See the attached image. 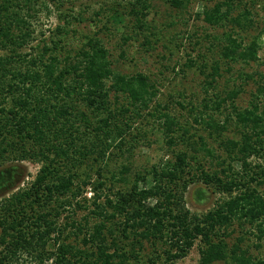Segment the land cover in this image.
Instances as JSON below:
<instances>
[{"label": "trees", "instance_id": "1", "mask_svg": "<svg viewBox=\"0 0 264 264\" xmlns=\"http://www.w3.org/2000/svg\"><path fill=\"white\" fill-rule=\"evenodd\" d=\"M40 1L49 10L58 0H0V51H5L0 53V264H175L197 241L198 264H264V256L255 257L243 246L247 236L254 237L259 248L264 240V160L252 161L264 158V81L258 82L250 105L240 109L235 106L239 90L225 95L215 91L219 63L205 73L203 110L195 120L205 123L222 155L207 137L191 134L176 116L161 111L160 104L151 110L158 91L147 74L114 69L104 37L111 28L108 23L130 26L136 39L143 35L150 41L152 0L100 7L95 14H104V24L69 49L74 20L89 19L92 24L95 19L84 12L63 14L51 37L23 52L35 40L33 18ZM60 1L62 8L65 1ZM164 1L178 11L192 2ZM249 1L218 0L196 13L209 26H230L222 55L247 64L259 60L264 36L261 28L245 43L237 29L248 31L255 24L257 0ZM242 2L244 8L233 14ZM228 103L241 127L240 139L223 137L231 115L223 122L214 117ZM194 108L192 112L198 106ZM144 110L161 122L170 149L181 147L143 171L132 173L134 168L125 164L110 171V156L133 152L128 136ZM208 157L217 161L215 169L210 168L212 162L207 166ZM24 161L42 165L34 179L20 187L26 174H17ZM105 170L110 176L102 173ZM117 182L123 186L115 190ZM198 183L228 196L207 213H193L185 197ZM88 186L94 190L93 209L82 223L73 216L77 209L89 208L87 199H78ZM90 217L97 220L91 224ZM235 225L241 233L230 243ZM72 236L75 242L69 241ZM25 254L33 262L28 263Z\"/></svg>", "mask_w": 264, "mask_h": 264}, {"label": "rangeland", "instance_id": "2", "mask_svg": "<svg viewBox=\"0 0 264 264\" xmlns=\"http://www.w3.org/2000/svg\"><path fill=\"white\" fill-rule=\"evenodd\" d=\"M63 1L65 3L62 8L61 1L58 0L55 2V6L53 5L49 10L40 1L37 7L38 13L33 18L35 40L27 48L23 49V52H29L31 47H35L42 39L51 37L52 33L55 32L56 26L59 23H63V20H61L63 14L67 13L70 17H73L78 12H84L90 19H95V23L89 24V19L84 22L74 20L73 28L76 30V33L70 35L67 49L74 46L77 47L84 35L98 30L106 21L103 18L104 14L98 16L95 14V11H98L100 7L106 8L107 5L117 6L118 3H120V6L127 7L129 0ZM217 1L192 0L186 10L178 11L164 0H152L153 6L147 17L154 31V35L149 36L150 41H146L143 35H140L136 39V32L132 31L130 26L129 28H114L109 23L108 25L111 28L104 34V37L106 45L112 54L114 69L126 75L142 72L151 78L158 91L157 96L151 103V110L160 104L162 106L161 111H168L176 116L185 127H189L191 134L197 133L207 137L210 146L218 149L219 153L225 155L223 150L218 148V143L209 137L205 123L201 120L198 123L195 120V115H198V112L203 110L201 101L206 94L203 88L206 79L205 73L211 70L215 62L219 63L221 76L217 77L216 90H214L218 93L222 91L224 95L230 90H239L240 94L235 100V106L240 109L248 107L252 100V93L255 91L258 82L264 81V36L261 41L262 47L259 51L258 61H252L247 64L241 61L234 62L225 58L222 55V50L223 46L227 43L225 35L231 31L230 26H209L202 18L196 16V13L202 11L204 6H212ZM244 3L249 4L250 1L244 0ZM244 3L242 2L241 6L234 10L233 14L239 13L244 8ZM252 13L255 19L253 28L248 31L237 28L245 38V43L250 42L259 33L261 28H264V0H257ZM33 51L36 52L34 49ZM2 52L5 53V51H0V53ZM190 61H193V64ZM203 65L207 66V69L203 68L205 72L201 68ZM214 90L212 91L214 92ZM118 103L122 104L124 100L121 99ZM192 104L198 106V109L194 112H192L194 108ZM226 107L228 108L226 109ZM149 110H144L143 117H140L135 122L128 136V139L135 147L133 152L123 153V155L118 152L120 155L110 156L108 163L110 171H117L122 167V164H125L133 167L132 173H134L135 171H143L145 168H150L161 160L173 157L171 151L176 147H171L170 149L166 143L164 131L159 124L161 122L150 117L146 112ZM227 115H231L232 118L227 122L228 130L225 131L223 137L240 139L239 129L241 127L235 122L232 106L228 103L220 111L214 112L215 119L221 122L225 121ZM205 119L208 120L209 117L206 116ZM179 147L181 145L177 148ZM200 155L204 154L201 153ZM209 158H205L207 166L210 165L209 162H212L213 164L209 167L216 168L215 164L217 161H212ZM263 160L264 158H252L253 163H263ZM41 165L40 162L35 161L22 162L17 178L20 177L19 175H22V172H25L26 175L19 186L23 187L27 182L32 181ZM83 169L84 167L81 168V170ZM110 171L107 172L105 170L102 173L110 176ZM92 174L94 176L93 179H97L98 175L95 172H92ZM131 179H134V177ZM108 183L110 186L111 182ZM144 185V183L140 184L141 187ZM252 185L254 186L255 183ZM115 186L113 189L116 190L117 187L120 188L123 185L117 182ZM262 188L263 186L260 187V189ZM105 191L110 193L109 190ZM201 191H203V197L200 195ZM7 194H10V192H7ZM227 196L212 187L198 183L193 184L189 188L186 193L185 202L187 208L193 213L204 214L213 209L221 199ZM78 199L83 201L87 199L85 205H88L89 208L77 209V213L73 217L77 221L84 223V217L93 209L94 190L92 186H88ZM101 201H104V198ZM151 202L153 201L151 200ZM64 216L60 217V222H63ZM89 220L92 224L97 219L90 217ZM233 228H235V232L233 233V237L229 238L230 243L236 241V238L241 233V230L236 225ZM71 230L69 229L68 232ZM69 241L75 242L76 238L72 236ZM256 243L257 240L254 237L247 236L243 242V246H249L251 253L255 257L264 256V240L260 248L255 246ZM80 246L84 247L83 244ZM200 248V241H197L189 254L185 258L178 260L175 264H198L200 260ZM145 253H149V250H146ZM24 258L28 260V263L33 262L31 256L25 254ZM44 264L56 263L48 260ZM218 264L225 263L221 262Z\"/></svg>", "mask_w": 264, "mask_h": 264}]
</instances>
